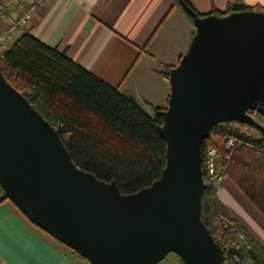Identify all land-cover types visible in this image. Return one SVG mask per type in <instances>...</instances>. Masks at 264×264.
Masks as SVG:
<instances>
[{
	"label": "water",
	"instance_id": "obj_1",
	"mask_svg": "<svg viewBox=\"0 0 264 264\" xmlns=\"http://www.w3.org/2000/svg\"><path fill=\"white\" fill-rule=\"evenodd\" d=\"M195 33L170 70L162 111L166 165L135 193L74 162L60 132L12 86L0 67V187L35 225L92 264H225L202 219V142L224 122L264 137V11L200 15L183 2Z\"/></svg>",
	"mask_w": 264,
	"mask_h": 264
},
{
	"label": "crops",
	"instance_id": "obj_2",
	"mask_svg": "<svg viewBox=\"0 0 264 264\" xmlns=\"http://www.w3.org/2000/svg\"><path fill=\"white\" fill-rule=\"evenodd\" d=\"M31 0H10L12 18ZM201 14L225 13L232 5L264 9V0H190ZM196 29L174 0H49L32 19L29 32L66 51L75 62L143 108H166L171 86L167 67L176 66ZM236 173V172H235ZM227 172L216 187L224 209L264 248V213ZM0 264H92L32 223L0 188ZM158 264H184L171 253Z\"/></svg>",
	"mask_w": 264,
	"mask_h": 264
},
{
	"label": "trees",
	"instance_id": "obj_3",
	"mask_svg": "<svg viewBox=\"0 0 264 264\" xmlns=\"http://www.w3.org/2000/svg\"><path fill=\"white\" fill-rule=\"evenodd\" d=\"M174 1L193 22L183 8L185 2L194 9L190 0ZM250 9L264 11L237 4L225 13ZM0 67L9 83L59 130L78 167L102 180H115L125 194L150 186L161 177L166 165V140L159 128L164 124L165 108L155 106L154 114L148 113L134 96L121 92L75 62L66 51L47 45L29 32L0 54ZM171 69L167 67L164 73L168 79ZM232 123H219L211 129L202 142L203 162L208 146L231 153L230 160L224 162L225 174L236 172L240 188L264 213V137L242 133L229 126ZM228 135L242 142L232 151L224 146ZM216 187L206 182L202 219L221 245L208 222L210 218L213 221L215 213L226 211L217 198ZM249 241L252 248L244 250L243 256L246 253L255 264H264V248ZM225 264L237 263L225 257Z\"/></svg>",
	"mask_w": 264,
	"mask_h": 264
},
{
	"label": "built area",
	"instance_id": "obj_4",
	"mask_svg": "<svg viewBox=\"0 0 264 264\" xmlns=\"http://www.w3.org/2000/svg\"><path fill=\"white\" fill-rule=\"evenodd\" d=\"M49 0H31L27 9L12 18L10 12V0H0V47L7 50L15 43L16 38L30 27L34 16L47 5ZM256 118L259 115L251 111ZM240 142L234 136H226L224 146L232 151ZM231 153H225L216 146H208L205 150L203 170L205 182L217 186L225 176L224 162L230 160ZM215 228L213 231L224 249L225 257L237 264L244 260L243 251L252 248L246 231L235 218L226 211H219L213 216Z\"/></svg>",
	"mask_w": 264,
	"mask_h": 264
},
{
	"label": "rangeland",
	"instance_id": "obj_5",
	"mask_svg": "<svg viewBox=\"0 0 264 264\" xmlns=\"http://www.w3.org/2000/svg\"><path fill=\"white\" fill-rule=\"evenodd\" d=\"M4 52V49L0 47V54ZM256 119H258L260 122L264 123V118L260 116V114L258 116H256ZM232 127H236L238 128L242 133H247L250 136H256L259 137L261 136V133L254 127L249 126V125H242V124H238V123H232L231 125ZM209 224L211 225V228H215V224L213 223L214 221H211V218L208 219ZM241 264H255L254 261L252 259H250L248 257V255L245 253L244 256V260Z\"/></svg>",
	"mask_w": 264,
	"mask_h": 264
}]
</instances>
